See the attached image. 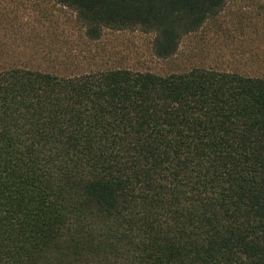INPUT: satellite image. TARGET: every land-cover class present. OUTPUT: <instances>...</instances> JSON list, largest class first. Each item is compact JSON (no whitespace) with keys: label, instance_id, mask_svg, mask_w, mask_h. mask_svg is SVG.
I'll use <instances>...</instances> for the list:
<instances>
[{"label":"trees","instance_id":"16d2710c","mask_svg":"<svg viewBox=\"0 0 264 264\" xmlns=\"http://www.w3.org/2000/svg\"><path fill=\"white\" fill-rule=\"evenodd\" d=\"M53 1L167 60L231 0ZM25 46L0 43V264H264V77L52 72Z\"/></svg>","mask_w":264,"mask_h":264},{"label":"rangeland","instance_id":"374dc122","mask_svg":"<svg viewBox=\"0 0 264 264\" xmlns=\"http://www.w3.org/2000/svg\"><path fill=\"white\" fill-rule=\"evenodd\" d=\"M154 36L141 31H106L90 42L75 13L53 0H0V43L9 56L32 55L34 67L52 72L66 66L83 70L128 69L169 75L206 68L264 77V0H231L227 9L180 43L167 60L153 54ZM38 50V52H36ZM35 58L34 56H32Z\"/></svg>","mask_w":264,"mask_h":264}]
</instances>
